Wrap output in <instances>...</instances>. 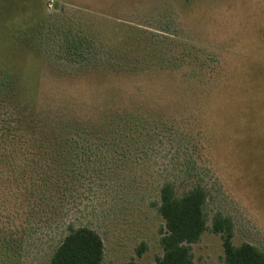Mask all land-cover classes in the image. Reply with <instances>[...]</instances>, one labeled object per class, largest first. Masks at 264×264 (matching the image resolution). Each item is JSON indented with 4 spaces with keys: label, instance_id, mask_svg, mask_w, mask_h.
I'll return each mask as SVG.
<instances>
[{
    "label": "rangeland",
    "instance_id": "374dc122",
    "mask_svg": "<svg viewBox=\"0 0 264 264\" xmlns=\"http://www.w3.org/2000/svg\"><path fill=\"white\" fill-rule=\"evenodd\" d=\"M2 71L27 100L10 135L0 113V264H49L71 227L154 264L167 183L207 193L194 264H226L218 215L264 252V0H0Z\"/></svg>",
    "mask_w": 264,
    "mask_h": 264
},
{
    "label": "trees",
    "instance_id": "16d2710c",
    "mask_svg": "<svg viewBox=\"0 0 264 264\" xmlns=\"http://www.w3.org/2000/svg\"><path fill=\"white\" fill-rule=\"evenodd\" d=\"M28 40L25 39L26 44L31 48L33 46L38 54L39 38L35 41ZM83 41H75L74 53H80L78 49L83 46ZM12 76L16 79L11 71L0 72V93L3 99L0 113L4 117L2 129L9 131V135L12 133V123L16 120L17 108L23 106L19 102L27 100L23 96L19 81L16 89L12 83H7V79L11 80ZM8 84L10 90L5 89ZM160 199L158 213L165 222L166 232L160 239L163 255L154 264H194L191 245L198 243L208 230L204 213L206 191L198 186L179 198L175 195L173 185L167 183L161 188ZM212 230L222 238L226 264H264V252L257 247L250 244L234 245L233 223L230 218L218 215L213 221ZM143 249L144 247L137 250L139 256L143 254ZM104 258V243L97 232L87 227H71L49 264H102ZM126 264L137 263L132 260Z\"/></svg>",
    "mask_w": 264,
    "mask_h": 264
}]
</instances>
